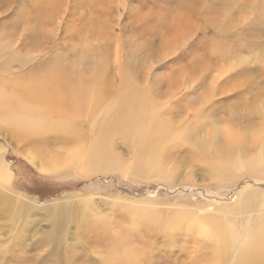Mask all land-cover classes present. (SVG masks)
Instances as JSON below:
<instances>
[{
  "label": "rangeland",
  "instance_id": "rangeland-1",
  "mask_svg": "<svg viewBox=\"0 0 264 264\" xmlns=\"http://www.w3.org/2000/svg\"><path fill=\"white\" fill-rule=\"evenodd\" d=\"M157 1L87 0L86 4L76 7L71 6L72 2L66 1V11L61 17L57 18L56 13L43 14L46 16L45 24L55 27V33L52 36L44 34L40 44L42 57L48 62L46 68L56 66L61 68L63 74L76 73L77 85L86 82L87 86V81L96 76L92 83H88V88L92 86L90 90L93 99L96 100L103 91L104 99H98L96 103L104 102V107L114 104V109L107 118V127L110 129L107 140L117 137L112 150L104 151V155L113 159L123 158L126 162L128 159L134 161L136 157L148 154L150 162L156 164L154 166L159 172L158 175L161 173L163 176H143L145 171L132 172L123 170L124 168L115 170V164L109 165L106 157L98 158L96 147L93 146L95 135L87 125L76 126L75 118L70 123L75 125L79 140L86 138L85 144L82 142L83 145H32L27 139L15 135L9 126L1 125L0 147L4 151L2 154L6 162L13 170V177L5 181L0 180V184L4 182L0 185V192L13 196H19V192L25 193L24 197L19 198L27 205V213L23 219H17L19 230L15 224L17 220L15 221L13 216L0 213V264H39L41 260L48 258L43 264H233L235 256H239L255 242L251 219L240 212L242 197L235 196L234 193L237 187L239 190V186H243L246 178L264 179V173H236V183L220 180L218 178L221 176V170L218 164L205 161L197 153V145L196 148L194 145L197 142V134H205V129L213 131L217 125L224 127L231 123L224 119V110L227 109V115L231 104L244 101L253 103L254 115L261 117L255 113V107L260 105L264 108V0H232L230 8L222 7L224 11L221 13L224 12L225 16L217 17L218 26L194 15L191 18V27L186 23L187 28L191 30L189 35L194 33L193 36L186 41L182 38L181 44H175L172 49L163 48L161 51L157 48L163 40L159 33L164 27L158 25L156 18L165 8ZM212 1L208 0L209 3ZM14 2L0 6V42L7 45H10L11 37L8 28L2 27L5 23L9 25L16 13L18 3ZM241 3L244 9L240 6ZM226 18L229 19L228 22ZM193 23L199 24L197 32ZM224 29L235 31V34L232 32L234 36L227 37V30ZM165 34V37L169 36ZM21 39L16 38V41L21 44ZM14 44L16 46V42ZM221 47L222 49H219ZM221 50L223 55L219 56L216 62L215 55ZM202 51L203 58L197 66L201 72L198 73L194 67H189V61ZM88 53L90 60L85 58ZM239 53L248 58L242 66L235 61V56ZM142 64L146 70L150 67L152 75L155 72L160 73L157 75L159 78L155 77L149 82L146 80L148 72L140 76ZM11 67L17 74L18 65L13 64ZM222 67H233V70L221 73ZM167 73L172 76L169 77ZM172 77L174 78L171 79ZM226 77L229 82L223 80ZM194 78L196 85L198 84L197 92L204 90L203 84L206 83L211 85L210 88L214 84L238 86L240 83L242 97L236 99L229 96L219 101L218 96V100L210 98L209 101L204 96L194 99L198 95L193 97L191 92L188 101L173 102V105L169 104V108V102L165 98H157L160 103L155 105L146 103V94L142 92L144 84L149 83L150 87H147L153 96L159 91L158 87H162L160 91L163 89L161 92L165 94L164 90L169 89L171 80L172 85H176L174 87H180L182 84L185 90L188 82L195 83ZM128 92L134 93V98L125 102L123 97ZM151 107L153 111L150 110ZM243 107L248 108V105ZM243 107L237 108V114L247 110ZM175 109L178 112L175 113ZM136 117H142L139 129L143 124L149 127L153 125L158 129L160 121L165 120L162 126L168 130H159L154 141L149 143L153 151L147 152L144 146L142 152H132L127 141V129L128 121L135 122ZM257 121L261 123L263 119L257 118ZM81 122L80 124H83ZM45 123L49 129L46 134H53L46 119ZM133 128L130 127L131 130ZM202 129L203 132H200ZM45 130H42L41 136L45 135ZM69 133L67 127L66 134ZM41 149H54L65 155L71 150V158L77 163V167L65 164L55 173H46L39 168L43 162V156L39 154ZM252 149L248 150L247 156L251 157L259 151ZM27 155L32 156L37 165L32 164L26 158ZM91 161H94L97 167L105 169H89L92 166ZM255 188L256 185L250 184L243 189V193H250L251 189ZM25 195L36 200V203L26 202ZM135 202L138 204L135 205ZM64 203H67V206ZM61 205H65L68 211L66 209L59 215L55 214L56 208ZM143 210L146 212L143 213ZM260 214H264V209ZM260 218L256 217L257 222ZM193 220H198L205 227L197 226ZM216 222L220 223V230L228 243V248L222 255L216 241L208 233L210 230L216 231L211 226ZM107 237H116L111 249L107 247ZM239 237L242 238L243 245L236 242ZM116 244L118 245L114 246ZM56 253H59L57 261L53 259Z\"/></svg>",
  "mask_w": 264,
  "mask_h": 264
},
{
  "label": "bare ground",
  "instance_id": "bare-ground-1",
  "mask_svg": "<svg viewBox=\"0 0 264 264\" xmlns=\"http://www.w3.org/2000/svg\"><path fill=\"white\" fill-rule=\"evenodd\" d=\"M13 1L18 3L16 4L17 6L16 13L12 16L10 20V23H9L10 26L8 25V23H5L3 25L4 27H2L3 29L8 28V32L11 37L10 42H9L10 45L0 42V68H2L0 72L1 74L5 73V74H2L3 76L0 80V127H2L1 125L9 126V128L13 131L15 135H17L20 138L27 139V142L32 145L36 143H41L42 145H45L46 147H48L47 145L55 146L57 144L69 145V146L71 144L72 145H83L82 142H84L85 144L86 138L84 139L80 138L79 140L78 133L75 130V125L70 123L72 119L75 118L76 126L79 127V126L87 125L90 131L95 135L96 141L94 142L93 146L96 147L98 158L101 159V157L103 156L105 159L106 157L107 163L109 165L115 164L113 167L115 170H122L124 168L123 170L127 169L132 172L145 171L143 173L144 174L143 176H145V174H154L156 176L162 177L163 174L160 173V175H158L159 172L155 170L156 169V167L154 166L156 165L155 162L153 161L150 162V159L147 158V156H149L148 154L147 156L140 155L136 157V160L134 161H131V160L129 161L128 159V161L126 162L124 161L123 158L113 159L110 156L104 155L103 153L104 151L110 152L112 150L113 142L116 140V137H117L115 136L110 141L107 140L109 131H110L109 127H107V118L108 116L111 115L110 112L114 109V104H111L108 107H104L103 106L104 102L100 103L101 105L96 103V100L104 99L103 91L100 92L96 100L93 99L94 97L90 90L92 86L88 88V83L89 82L92 83V81H94L96 76H93L90 81H87V86H86V82L83 84L77 85L76 73L67 72L63 74L61 68H57L56 66H53V65H51L53 66L51 68H46L45 66L46 63L48 62H46V59L42 57V54H41L42 44L40 43H42L41 41L45 37L44 34L51 35V36L54 35L55 27H51V26L48 27L45 24L44 19L46 16H44L43 14L47 15L49 13L50 14L56 13L58 15L57 18H59L62 15H64L66 11V9H64L65 8L64 4L66 1L72 2L71 6L76 7V6L86 4L87 0H0V6L9 4V2H13ZM97 1H102V0H97ZM157 3L159 5L161 4V7L166 9V10L164 9L163 12L161 13L159 12L156 18L158 25H162L164 27V29H162V32L159 33V35L163 37V40L160 44V47L157 48V50L161 51L163 48L172 49L175 46V44H181L183 42L182 38H184V40L186 41L188 40V38L190 39V37L193 36L194 33L189 35L188 32L191 30L187 28L186 23H189L191 27V24H192L191 18L194 15L195 17L199 19L208 20L213 25L218 26L219 22H217V17H220L222 15L225 16L224 12L221 13V11L223 10L222 7L223 8L229 7L232 3V0H213L211 3H209L208 0H167V1L158 0ZM162 3H165V4H162ZM218 5L221 8L218 7ZM241 5L242 3L240 4V6ZM230 15L233 17L232 13H230ZM50 19H53V18L50 17ZM225 20L229 21L228 18H226ZM193 25H194V28L196 29L195 32H197L199 30L198 29L199 24L193 23ZM226 26L228 27V25ZM227 29H224V31ZM1 31L3 32V30ZM225 32H227L226 34L227 37H232L234 36L233 33L235 34V31L233 30H227ZM165 33H167L169 36L165 37L166 35ZM16 38L18 40L19 38H22L21 44L18 43L19 41L18 42L16 41ZM15 42H16V46L14 44ZM153 44H155V39H153ZM219 49H222V47ZM166 51L170 52V50H166ZM257 53L258 52H256V55H258ZM222 55H223L222 50L220 51L219 54L215 55L214 59L216 60V62L219 56H222ZM248 56H250V54ZM86 57L88 60H90V53H88L87 56H85V58ZM235 57H237V59L235 58V61L239 66H242V64L246 60H248L247 56H244L241 53L237 54V56ZM202 58H203V51L199 52V55H195L191 57L189 61V65H190L189 67H194L195 70L198 71V73L201 72V70L197 68V66L200 62V59L202 60ZM256 58L257 57H255V59ZM29 63L30 65H28ZM13 64L18 65V67H16L17 74H15V72L13 71L11 67ZM221 69H222L221 73H229L233 70V67H222ZM147 72H148V75L147 76L145 75V76H146V80H149V82L151 79H154L155 77H157V75H160V73H156V72H155L156 74L154 73L152 75L150 72V67L148 70H146L144 64H142L140 76H142L143 74H146ZM168 75L169 77L172 76L170 73ZM163 77L165 78V76ZM173 78L174 77H172L171 79ZM168 79H167V82L169 81ZM223 80H228V78L227 77L223 78ZM152 82H155V81L152 80ZM161 82L159 83L161 84ZM194 82L195 83L188 82V84L186 85V89L184 90V87L182 84L180 85V87H178V85L177 87H174L176 85L173 86L172 80H171L170 84L168 83L169 89L164 90L165 94L164 92L163 93L161 92L163 89H161L160 91V88L162 87L160 88L158 87L159 89L158 92L154 90L156 92L155 93L156 95L152 93L154 97L150 95V91H149L150 86L148 85L149 83L146 82L148 84H144V86L142 85L144 87V90L142 92L146 94V97H145L146 103L155 105V104L160 103V101L157 98H165V100L169 102L167 105L168 108L171 107L170 105L173 102H179L180 100H182L183 102L188 101L189 99L188 97H190L189 95L191 92L193 93V97L194 95H198L197 97L195 96L196 98L194 99H198L200 97L203 98L204 96L205 99L209 100L210 98L216 99L219 96L220 97L219 101H220L229 96L230 98L231 96H234L236 97V99H239L242 97V94L240 93L241 92L240 88H242L241 87L242 85H239L240 84L239 82H238L239 83L238 86L236 84H233V85L214 84L213 87L211 88H210L211 86L210 84L208 85L207 83L206 84L202 83L205 89L202 90L201 92H197L196 88L198 84L196 85L195 78H194ZM227 82H229V80ZM215 83H218V82H215ZM156 87H157V84H156ZM249 87L250 86H248V89ZM261 93L259 95H261ZM123 98L125 102H130L134 98V93L128 92ZM256 98H257V94H256ZM204 103H205V100H204ZM234 103H236L235 100H234ZM213 105H214V101H213ZM240 105L242 107L248 105V108L246 107L247 110H245L246 108L244 109L243 107L245 112H241L240 114H237V108L239 107V109H242ZM201 106H203V104ZM230 106L231 108L229 109V112L227 115H225V112L227 111V109L224 110V119H226V121L231 122V123L225 125L224 127H221L220 125L219 127L217 125L216 129L215 130L213 129V131L209 129H205L204 130L205 134H202L201 136L197 134L198 138L196 140L197 142L194 140L196 142L194 146L196 148V145H197V153L200 154V156L203 159H205V161H210V162L218 164V168L221 170V176L218 179L231 180L236 183L237 182V180H235V178L237 177L236 173H241L243 175L244 174H254L259 171H262L264 173V108H261L260 105H258L257 107H255L254 105L255 113L261 116V117H258L254 115L253 113V103L249 104L248 102L244 101L239 104L238 103L233 104V105L231 104ZM190 108H188L189 109L188 111H190ZM150 110L153 111V107H151ZM176 111L177 110L175 109V113ZM198 111L202 113L201 110H198ZM208 116H204V117L206 118ZM257 118L263 119V121H261L260 123L259 121H257ZM45 119L47 121V124L50 126V130L53 132V134L51 135L46 134L47 132H49V129L46 126ZM60 119H65V121H61ZM206 119H209V118H206ZM80 121H82L83 124H80ZM237 121L239 123L238 125H237ZM141 122H142V117H136L135 122L128 121L127 135H129V137H127V141L129 142L133 153H137L139 151L142 152L144 149V146L147 152L152 150V147L151 145H149V143L151 141H154V137H156V133L159 132V130L163 131L164 128L162 125L163 123H165V120L160 121L161 125L158 129L154 128L153 125L149 127L146 124H143L141 128L139 129ZM234 123H236V125ZM131 126L134 127L132 130L130 129ZM67 127L70 130L69 134H66ZM202 127L203 125L201 124V128ZM205 127H207V125ZM96 129H98L99 131H95ZM42 130H45L44 136H41ZM164 130L166 131L168 129H164ZM200 132H203V129ZM83 135H85V133ZM174 137L172 136V138ZM250 148H253L252 151H256V150H259V151L253 156L249 157L247 156V153ZM1 149L2 147H0V180L5 181V180L12 179L13 170L11 169L9 163L6 162L4 154H2V152L4 151H2ZM72 152L73 151L70 150L65 155L61 151H57L54 149L53 150L41 149V152L39 154L43 156L41 157L43 159V162L39 165V168L46 173L48 172L55 173V171H57L59 167L65 164H68V165L70 164L76 168L77 163L73 161L71 158ZM26 158L30 162H32V164L37 165L32 156L27 155ZM90 164L92 165L89 167V169L91 170L101 171L105 169L103 167H97L94 161H91ZM157 169L159 170L160 168H157ZM245 181L246 182L243 183V186H239V190H238V187L236 188L234 194L235 196L238 195L242 197V205L240 208V212L242 215L251 219V226L253 227V237L255 239V242L251 244L249 249H247L243 253H240L239 256L236 255L234 258L233 264H264V214L263 215L260 214V211L264 209V179L246 178ZM2 184L0 185L2 186ZM250 184L256 185L257 188L251 189L250 193H243V189H246ZM18 194L19 196H13V194L10 195L8 193L6 194L4 192H0V213H9L11 217L13 216L14 220L23 219L25 216V213H27V205L25 204L23 199L19 198L21 196L24 197L25 193L23 194L19 192ZM25 196L26 197L24 199L26 202L32 201L34 204L36 203L35 202L36 200L31 198L30 196H27V195ZM64 204H66L67 206V203H64ZM137 204L138 203L135 202V205ZM52 207H54V205ZM66 209L68 211V208L65 207V205H61L60 207L56 208L57 212H55V214L59 215L60 213L65 212ZM36 212L37 211H35V213ZM142 212L145 213L146 210H143ZM41 215L42 214H40V216ZM257 216L261 217L258 222L256 220ZM74 217L75 216L73 215V218ZM68 223H69V220H68ZM193 223L202 228L205 227V225L200 224L198 220H193ZM15 224H16V228L18 229V225H19L18 220L17 222H15ZM219 225H220L219 222L213 223L211 226L216 231L210 230L208 233L216 241L218 245L219 253L222 255L224 253V250L228 248V243L224 239V236L220 230ZM63 231L61 233H63ZM10 232L13 233L12 231ZM62 235H64V233ZM96 235L101 237L99 233H96ZM103 236L104 238H106L105 234ZM114 238L112 239L110 237H107L108 243L107 242L106 243L108 244L107 247H109V249H111L112 247ZM243 238L245 239L244 236ZM236 242L241 245H243L244 243L241 237H239L236 240ZM63 243H61V246ZM117 245L118 244L114 246H117ZM58 258H59V253H56L53 255L54 260L57 261ZM48 259L41 260V263L39 264H43L44 262L48 261Z\"/></svg>",
  "mask_w": 264,
  "mask_h": 264
}]
</instances>
